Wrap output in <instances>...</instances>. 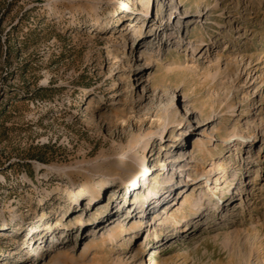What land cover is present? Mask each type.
I'll list each match as a JSON object with an SVG mask.
<instances>
[{"label":"rangeland","instance_id":"rangeland-1","mask_svg":"<svg viewBox=\"0 0 264 264\" xmlns=\"http://www.w3.org/2000/svg\"><path fill=\"white\" fill-rule=\"evenodd\" d=\"M164 1L0 0V223L14 236L0 229V264H264V0H168L176 14ZM119 157L143 170L120 171ZM111 172L95 221L88 192H72ZM133 177L139 193L113 189ZM135 195L147 214L130 241ZM195 202L194 220L163 216ZM73 209L87 213L77 226ZM114 229L125 236L112 244Z\"/></svg>","mask_w":264,"mask_h":264},{"label":"bare ground","instance_id":"bare-ground-1","mask_svg":"<svg viewBox=\"0 0 264 264\" xmlns=\"http://www.w3.org/2000/svg\"><path fill=\"white\" fill-rule=\"evenodd\" d=\"M123 5H125V4H123ZM164 8H165V12H167V11H170L171 12V14H176L177 12L175 11V10H173V6H172V4L170 3V1H168V0H165L164 1ZM115 8L116 7H114V9L113 10H115ZM100 18H101V16H98V17H96V18H94V22L95 23H97V24H99V23H101L102 21L100 20ZM166 25V24H165ZM164 26H162V27H156V26H152V29L150 30V31H152V34L153 35H155L157 32L158 33H160L164 28H163ZM145 49H143L142 51H141V56L139 57V61H144V60H149V59H151V56H149L148 54H146L145 53ZM149 67V65H145V66H143V68H148ZM142 71H144V70H142ZM138 76V75H137ZM137 79H138V81H140V83L141 84H144L147 80H144L143 79V76L142 77H136ZM139 87V86H138ZM187 129V128H186ZM184 130L185 129H180V132H181V134H180V136H179V138L178 139H180L181 137H183L184 138V141L186 140V137L187 136H185L186 135V133L184 134ZM257 139V135H256V133L255 134H253L252 135V137H250V138H248V142H254V140H256ZM263 141H264V139H263ZM178 146L179 145H175V149L172 151V154H170V156L169 157H171V156H176V157H178V162L179 161H185L186 160V158L185 157H181V155H179L178 154V152H177V149H178ZM134 149L131 147L127 152H126V154L128 155V156H130L131 157V155H133V153H134V151H133ZM178 154V155H177ZM182 154V153H181ZM243 158L245 157L244 155L242 156ZM177 160H176V162H177ZM115 161H117V162H121V168H120V171H125V169H127V168H131V171H132V174L133 175H135L137 172H139V171H141V169L143 170V168H141V166L140 167H138V168H133V164H132V162L130 161V159H126V158H123V157H119L118 159H116ZM261 161H262V159H261V156H258L255 160H254V163L255 162H258V163H256V165L254 166V167H256V170L254 171V177H251L250 179H248V180H250L249 182H248V184L247 185H250L251 187L254 185V184H256V181H257V178H258V175H259V168L260 167H262V164H261ZM173 161H171L170 163H172ZM112 170H115V168L114 167H112L111 168ZM150 169V167L148 166V164H147V169L146 170H149ZM169 174H170V171H168V173L166 174V176L164 177V179H162V183L161 184H165V183H167V186H166V192H165V194H166V197H165V199L163 200L164 202H165V200H168L169 201V199H170V196H171V193L173 192V188H174V185H173V182H175V180H173V181H171V178H174L175 179V176H176V178H177V174L175 173V172H172L171 174L172 175H170L169 176ZM145 175H146V172H145ZM151 176H153V173H151L149 176H146L147 178H146V180H145V184H147V182L149 183V178H151ZM116 178V176H115V174H112V172L111 173H109V174H106V175H103V176H97V177H94V178H92L90 181H88V182H86L85 184H83V185H80L79 187H77V188H75L74 190H73V192H72V197H74V201H72V202H75V200H77L81 195H83V193H85V192H88V194L91 196V197H89V202H88V205L90 206V211L92 212L94 209H95V207L96 208H98V210L96 211V213H95V216H94V219H95V221L97 220V219H99V218H102L103 216L104 217H106L105 215H103V216H100V214H99V212L100 211H102L103 209H104V207H105V205H104V202L103 201H96V202H94L95 200L94 199H97V197L101 194L100 193V190H99V192H98V188L99 187H97L98 185H99V183L100 184H102V186L105 184V183H107V181H109L110 182V180L111 179H115ZM189 181H192V180H194V177H192V178H190V179H188ZM188 180H185V176H184V180L183 179H181L180 180V183H179V185H177L176 186V190L177 189H179L180 187H183V186H185V185H187L188 183H189V181ZM196 180V179H195ZM234 181L236 180V176L234 177V179H233ZM99 181H101V182H99ZM158 181H160L158 178H156L155 180H154V182L156 183V186L157 185H159V183H158ZM188 181V182H187ZM104 182V183H103ZM118 182V181H117ZM153 183V182H152ZM176 183H177V181H176ZM244 183H247V180H245L244 181ZM151 184V183H150ZM178 184V183H177ZM223 184H225V190H228V194L230 195V197H231V191H229V189H230V182H224ZM155 185V184H154ZM145 186H147V185H145ZM157 187H159V186H157ZM124 188H126V194H125V196H124V198H127V195H130L131 196V192H133V194H136V193H139L140 191H141V187L139 188V179H136V177H133L130 181H129V183H120V182H118V184H117V186L116 187H114L113 189H117V191L118 192H121ZM153 188V187H152ZM253 189V187L251 188V190ZM151 190L152 189H150V191L147 193V195L151 192ZM164 190V189H163ZM246 190L248 191L249 190V188H242V191H245L246 192ZM175 191V190H174ZM98 193V194H97ZM117 193V192H116ZM116 193L114 194V196H113V198L109 201V203L110 202H113V201H117L118 199H119V195H116ZM225 193V192H224ZM142 194L143 195H145L146 194V192H145V190L143 189V192H142ZM153 194V193H152ZM161 194V193H160ZM252 194H254L253 192H252ZM248 195H249V192H248ZM215 197H216V199H217V202H216V204H214V207L215 208H217V207H221L220 208V211H222L223 210V199H219V198H217V196L216 195H214ZM131 198V197H130ZM244 198V196L242 195V198L241 199H243ZM229 199V198H228ZM142 200H143V198L141 197V198H138L137 197V195H135L134 196V198H133V201H132V204H130V200H128V206L129 205H132V206H134L135 208L132 210V212H131V214H129V215H127V219L129 220V219H132L133 217H139V219L137 220V219H135V220H133L132 221V223L130 224V225H128V229H127V231L126 232H128V234H132V237L130 238V241H132V240H134V237H136V235H137V232H138V230L140 229V228H142L143 226H144V218H143V214H147V211H143V210H138V206L137 205H139L141 202H142ZM159 201V200H158ZM227 201V200H226ZM245 202V200H243V203ZM127 203V202H126ZM109 206V205H108ZM166 208V207H165ZM203 203H197V202H195V203H193L190 207H188V208H184V206H182V207H180L179 209H177V210H175L174 209V206H171L170 208H169V210L168 211H165L164 212V217L165 218H176V217H180L181 215H183V214H188V213H191V210L193 211V213H192V216H191V219H188V217L186 218L187 219V221H190V220H194V217L196 216V214L198 213V211H200V210H203ZM205 209H207V208H205ZM220 211H218V214L220 213ZM71 212H74V214L73 213H70V214H68V216H67V219L68 218H71L72 220V222H74L75 223V226H77L78 225V223H79V220H75V219H80V218H82V217H85L86 215H87V213H82L81 211H79V209H73ZM146 212V213H145ZM213 214H215V213H213ZM173 216H175V217H173ZM104 219V218H103ZM103 219H101V220H103ZM114 219H112L110 222H114L113 221ZM103 221H105V220H103ZM160 221V220H159ZM107 222V221H106ZM196 222V221H195ZM107 223H109V221L107 222ZM154 223H156V221L154 222ZM164 224V221L163 222H160L158 225H163ZM68 226H69V224H67ZM178 225V224H177ZM74 226V227H75ZM106 226V223H103V222H100V223H98V225H97V229H101V228H103V227H105ZM151 226V225H150ZM155 226V225H154ZM173 226V225H172ZM22 227H24V225H21V224H15V225H12V228H17V229H19V228H22ZM146 227H148V225L146 226ZM8 228H10L9 226H7V225H5V224H2V223H0V229H6L5 231H4V235L9 239H13V237L14 236H11L9 233H8V231H7V229ZM72 227H68V230L65 232V237H67L68 236V234H69V232L72 230L71 229ZM64 229H67V227H63V230ZM83 229V228H82ZM151 229V228H150ZM155 229H157V226L155 227ZM30 231H32L33 232V234H32V236L35 234V233H41L42 231L41 230H39V229H37L36 228V226H32L30 229H29ZM41 231V232H40ZM125 232V233H126ZM96 233V231H93L91 234H89V235H91V236H93V237H95V234ZM120 233V234H119ZM123 233V231L122 232H118L117 230H111L110 231V234L108 235L109 236V241H110V243H114V241H116V239L120 236V237H122V236H125V234H122ZM88 235V236H89ZM136 241V240H135ZM70 242H72V237L71 238H69L68 239V241H67V243L65 244V245H68ZM136 243V242H135ZM37 244V242H34V244L33 245H36ZM40 245H41V243H40ZM138 245H137V243H136V247H137ZM132 249V248H131ZM85 251H87V249L85 248ZM84 252V251H83ZM52 254H53V258L55 259V258H63L64 257V255H66V254H64L63 253V251H61V250H56V247L55 246H53L52 247V252H51ZM34 255H36V254H34ZM84 256V255H83ZM162 260V259H161ZM168 261V259L167 260H163L162 262L161 261H157V260H155V259H151L150 260V264H171L170 262L168 263L167 262Z\"/></svg>","mask_w":264,"mask_h":264}]
</instances>
